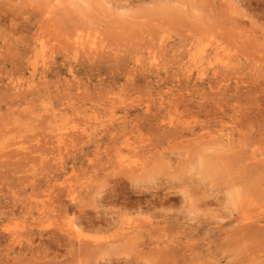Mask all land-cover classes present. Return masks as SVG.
<instances>
[{
  "label": "rangeland",
  "instance_id": "374dc122",
  "mask_svg": "<svg viewBox=\"0 0 264 264\" xmlns=\"http://www.w3.org/2000/svg\"><path fill=\"white\" fill-rule=\"evenodd\" d=\"M0 264H264V0H0Z\"/></svg>",
  "mask_w": 264,
  "mask_h": 264
},
{
  "label": "bare ground",
  "instance_id": "6f19581e",
  "mask_svg": "<svg viewBox=\"0 0 264 264\" xmlns=\"http://www.w3.org/2000/svg\"><path fill=\"white\" fill-rule=\"evenodd\" d=\"M75 34H76V33H75ZM76 35H77V34H76ZM77 36H79V35H77ZM89 40H90V38H89ZM70 41H71V40H70ZM89 42H90V41H89ZM76 43L78 44L77 41H76ZM83 43H84V42H83ZM83 43H82V44H83ZM95 43H96V42H95ZM80 45H81V44H80ZM75 46H76V45H75ZM87 46H88V45H87ZM87 46H86V47H87ZM65 47H66V46H65ZM78 47H79V46H78ZM96 47H97V44H96ZM88 49H89V48H88ZM79 52H80V51H79ZM117 63H118V62H117ZM118 64H119V63H118ZM154 65H155V64H154ZM224 71H225V70H224ZM215 72H216V71H215ZM218 72H219V71H218ZM36 73H37V72H36ZM217 75H218V74H217ZM179 79H180V78H179ZM211 83H212V82H211ZM57 135H58V134H57ZM101 218H102V217H101ZM99 219H100V218H99ZM102 219H103V218H102ZM250 220H251V219H250ZM114 222H115V221H114ZM114 222H113V223H114ZM102 223H103V222H102ZM105 223H106V222H105ZM88 224H89V223H88ZM91 224H93V223H91ZM91 224H90V225H91ZM110 225H111V224H110ZM93 226H94V225H93ZM106 226H107V225H106ZM251 227H252V226H251ZM77 231H78V229H77ZM79 231H80V230H79ZM74 232H75V231H74ZM77 233H79V232H77ZM261 235H262V234H261ZM128 238H129V237H128Z\"/></svg>",
  "mask_w": 264,
  "mask_h": 264
}]
</instances>
